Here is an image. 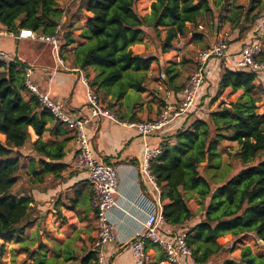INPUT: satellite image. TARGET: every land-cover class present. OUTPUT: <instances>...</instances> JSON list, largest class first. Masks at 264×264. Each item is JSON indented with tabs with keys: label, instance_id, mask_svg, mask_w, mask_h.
Returning <instances> with one entry per match:
<instances>
[{
	"label": "trees",
	"instance_id": "16d2710c",
	"mask_svg": "<svg viewBox=\"0 0 264 264\" xmlns=\"http://www.w3.org/2000/svg\"><path fill=\"white\" fill-rule=\"evenodd\" d=\"M138 1H72L78 3L72 14L84 9L90 12L87 23L79 28L83 41L73 50L74 62L80 68L93 69L91 88L96 93L104 91L111 100L121 101L132 91L139 97L147 91L148 70L157 57L136 51L135 45L143 43L145 30L157 33L159 54L163 55L176 39L189 33L188 24L197 29L206 14L213 11L209 0H151L149 13L142 15L136 10ZM230 1L215 0L214 5L221 7ZM235 1L232 0V5ZM67 8L57 0H0V23L11 32L27 28L45 35L55 34L59 28L60 43L62 39L66 47L76 42L72 22L68 18L62 20L63 15L67 17ZM226 11L225 15L220 14V22H228L231 29L242 31L246 23L252 26L264 19V0H249L246 6L234 4ZM215 20L213 16L211 23ZM255 40L258 39L249 36L242 47ZM25 65L0 61V239L3 241L0 256L9 241L18 242L28 251L24 231L38 221L33 217L38 212L36 195L63 179L66 167L62 160L67 139L53 143L43 139L51 126L61 123L41 107L36 96L25 97L29 92ZM170 67L165 69L164 81L177 95L184 83L176 85L175 69ZM219 84L213 102L226 89L231 93L240 91L236 100L222 102L207 118L197 114L193 118L190 113L182 127L162 138L163 153L152 163L161 199L170 200L162 209L165 224L183 227L203 212V219L187 234L191 259L197 264H209L213 257L231 252L233 248L226 244L231 240L238 243L250 232L264 240V113L259 112L258 94L262 88L255 73L231 68L224 69ZM109 103L108 107L115 108L113 102ZM30 129L38 135L33 142ZM226 140L239 145L234 157L243 165L233 176H230L232 165L223 164L219 150V144ZM30 142L36 157L27 165L29 179L14 189L21 167L20 149ZM212 183L218 186L212 188ZM192 199L198 201L197 211L189 204ZM177 231L164 233L175 235ZM74 241L56 244L51 258L38 250V264L76 261ZM161 251L167 262L164 251L151 240L146 241L150 259ZM96 262V252L90 250L80 264ZM224 264H264V256H256L246 246L239 258H228Z\"/></svg>",
	"mask_w": 264,
	"mask_h": 264
},
{
	"label": "crops",
	"instance_id": "0c3cea01",
	"mask_svg": "<svg viewBox=\"0 0 264 264\" xmlns=\"http://www.w3.org/2000/svg\"><path fill=\"white\" fill-rule=\"evenodd\" d=\"M87 15H90V13L85 9L73 14V16L76 17L73 18L74 26L72 27L74 29L73 35L76 42L66 47H59L58 54L54 52L53 46L50 43L19 37V32L8 31L1 23L0 47L14 58L13 62L17 66H19L20 63H24L26 64L25 67L30 66L33 68L32 81L40 91L48 93L55 101L65 104L75 115L91 118L87 94L89 89H92L90 86V79L94 76V72L91 67L80 68L73 59L74 48L83 41V38L80 37L79 28L82 24L84 25L85 21L83 19L88 18ZM215 22H217V20ZM200 25L203 26V23H200ZM188 26L190 28L189 33L192 36L196 35L194 33L199 34L198 38H200L201 47L202 45L205 46V48L206 46L211 47L216 44L219 39H222L220 38L222 37L220 26H214L213 37L203 32L205 29L204 27L202 31L201 29L199 31L196 29L194 32L191 30L192 25L188 24ZM189 33L188 37L190 38ZM196 38L197 37H194V40H196ZM227 39L230 42L229 51L232 54L233 62L238 58V53L242 49L243 41H241L238 36L232 38L230 33ZM179 40L180 38H178L169 51L165 52L163 55H155L157 59L152 61L149 69L150 71L148 70L150 73L148 74L147 91L141 93L139 97H135L133 103H128L127 101L130 95H127L121 101L111 100L110 95L107 97L104 96V100L100 95L104 93V91H100L98 94L103 104L107 105V102H113L115 107L118 108L117 110L121 116L126 120H149L157 118L161 113L165 90L169 87L165 81L161 80V77L157 81H153L150 78L151 72L156 66L162 68L172 66L170 61L174 60L172 59L173 56H178L177 62H179L178 65L180 66L184 59L182 60V57L177 52V42ZM138 45L139 44L135 45V47ZM195 60L196 58H194V66L196 64ZM155 64L157 65L154 66ZM231 67L232 66H230L229 62H226V60H215L210 63L209 78L201 89L196 109L191 113L195 112L197 116L202 117L205 112L212 111V109L209 110V108L214 107L218 102V99L214 102L212 100H214L219 90V83L224 69H230ZM193 69L194 67L191 70L193 71ZM150 89H154V93L161 98L160 102H155V100L152 99L153 96H151ZM179 93L180 91L177 94V98L180 97ZM30 95L33 94L27 92L25 97L28 98ZM174 96H176V94H174ZM225 101L229 103L233 100L230 101L226 99ZM262 102L264 103V101ZM189 114L175 119L164 131L152 136L149 139L150 142L156 145L161 143L164 136L174 133L176 129L183 126L190 116ZM86 127L94 156L99 161L115 166L119 176V187L118 193L116 194L118 205L110 212L111 220L116 226L117 239L115 242L106 246L107 256L110 264H134L135 258L132 252V245L138 237L139 232L145 228L146 222L145 212L136 206L139 195L141 193H146L152 199L158 200L162 209L170 200H162L160 188L157 191L151 183L142 178L140 166L143 158L144 142L137 129L125 127L112 123L107 119L99 118H92ZM30 132L31 142H33L38 138V135L33 129H30ZM43 139L51 143L67 139L65 148L66 156L62 160L66 164V167L61 175L63 179L56 180L54 187L44 192L37 193L36 205L39 214L42 215L41 220H45L46 223L49 221L52 222V225L57 227L62 234L63 241L54 244V254L56 244H63L67 240L75 239L74 247L77 249V260L75 262L79 260L80 264L81 258L85 256L88 251L94 250V242L97 235L96 211L93 207V186L88 180L87 171L76 169L73 166V158L76 153V142L72 130L62 124L60 126H51L50 130L43 134ZM31 142L22 148V150H27L25 155L27 156L26 159L28 163L31 159L36 157V154L32 152ZM227 142L228 140H226V143ZM191 207L194 211L198 209L194 208V206ZM202 219L203 212H199L183 227L164 224L161 230L163 233H168L167 231L174 229L178 231L186 229L189 231ZM92 227H94V231H92ZM62 231L73 232L71 236L66 237L65 233ZM147 264H167V262L163 259V252L161 251L155 255L153 259H149Z\"/></svg>",
	"mask_w": 264,
	"mask_h": 264
},
{
	"label": "built area",
	"instance_id": "2783aa9c",
	"mask_svg": "<svg viewBox=\"0 0 264 264\" xmlns=\"http://www.w3.org/2000/svg\"><path fill=\"white\" fill-rule=\"evenodd\" d=\"M67 8V7H66ZM264 21V19H261ZM263 23V22H262ZM203 29L202 25H199ZM229 33L225 32L213 46L198 51L196 55L195 69L184 82L178 95L169 88L165 90L161 113L155 119L126 120L115 108L103 104L100 95L93 89H89L88 108L91 118L78 116L72 113L65 104L55 101L48 93H44L33 83V68L25 67V84L29 92L36 96L42 108L51 112L55 119L74 132L76 153L73 158V166L88 173V180L93 186V207L96 211L97 235L94 242V250L97 256L96 264H110L106 246L117 239L116 226L111 220L110 212L118 205L116 194L119 187V176L115 166L99 161L93 153L90 139L87 133V124L92 118L107 119L112 123L129 128H135L141 134L144 142V152L141 161L140 172L142 178L151 183L158 191L156 178L152 172V163L163 153L161 143L153 144L150 138L164 131L175 119L184 117L193 112L200 97L202 87L209 78L210 63L228 61L234 70L247 71L256 74V82L260 87L264 85V47L259 40L251 42L240 50L238 58L232 62V54L229 51ZM19 37H26L38 42L50 43L56 54L60 47V30L55 34L45 35L32 29H21ZM0 61L13 62L14 58L0 47ZM161 80L166 79L165 73H161ZM136 206L146 214L145 228L141 230L132 245L135 258L134 264H147L149 255L146 252V241L151 240L165 253L167 264H191L192 250L187 242L188 230L177 231L175 235L164 234L161 230L165 224L162 215V206L158 200L152 199L146 193H141L136 201ZM194 264H197L194 262Z\"/></svg>",
	"mask_w": 264,
	"mask_h": 264
},
{
	"label": "rangeland",
	"instance_id": "374dc122",
	"mask_svg": "<svg viewBox=\"0 0 264 264\" xmlns=\"http://www.w3.org/2000/svg\"><path fill=\"white\" fill-rule=\"evenodd\" d=\"M59 2V4L66 10L67 8V17L65 15H63L62 20H66V18H68V20L70 22H72V26L71 28L74 26V22H73V18H76L73 16V14L71 13L72 11L74 12V10H76V6L78 3L76 2H72L73 0H57ZM249 0H236L234 4H244L245 6L248 4ZM72 2V3H71ZM213 11L210 13L206 14V18L201 21V23H203V27L205 28L204 30L201 29V31L203 30V32H206L207 34H209L210 36L213 37V29L214 26H220V33L223 34L225 32H229L230 36L233 38L235 36H238L241 41H243V43L246 42L247 38L249 36L252 37V39H258L263 47H264V21L263 20H259L258 22H256L255 24H253L252 26L249 25V23H246L245 26L243 27L242 31H239V29L237 30H233L231 29V25L228 22H223L221 23L220 21V14L223 13V15H225L227 13V8H232V0L229 3H224L221 7H217L214 5L215 0H209ZM71 3V4H70ZM199 3V1H198ZM150 5H151V0H140L137 2L136 4V10L142 14L145 15L147 14V12L150 11ZM87 11V10H86ZM71 13V14H70ZM90 13V12H89ZM89 18V15H87ZM213 16L216 17L217 22H212L213 20ZM88 18H84L83 20L85 21L84 24L87 23ZM215 20V21H216ZM263 22V23H262ZM221 24V25H220ZM83 25V24H82ZM70 28V29H71ZM199 28V27H198ZM197 31L200 30V28ZM192 31H196V28L191 29ZM190 32V31H189ZM192 33V32H191ZM196 34L195 36H192L189 33L190 38L188 37V34L182 37H179L180 40L177 42L178 45V54L182 57V63L180 64V66L178 65L179 62H177L178 60V56H173L170 63H171V67L170 68H174L175 69V73H176V78H175V83L176 85H182L188 78V76L191 73V69L194 66V58H196V55L198 53L199 50L204 49L205 46L202 45L201 47V41L200 38H198L199 34L198 33H194ZM201 35V34H200ZM202 36V35H201ZM194 37H197L196 40H194ZM220 37V38H222ZM177 40V39H176ZM176 40L174 41V43L176 42ZM60 47H63V42L61 39V43H60ZM160 46V39L157 37V33L151 29H147L145 30V34H144V39H143V43L139 44L136 48V51L139 53H146L150 56H159V48ZM207 47V46H206ZM176 52V54H177ZM196 61V60H195ZM157 64H155L154 66H156ZM167 67H160V66H156L155 69L151 72V76L150 78L153 81H157L160 78V74L165 72L166 73V69ZM191 68V69H189ZM193 69V70H194ZM150 71V70H149ZM148 71V74L150 73ZM167 74V73H166ZM257 81V80H256ZM262 91H259L258 94L261 98V102L264 101V85L261 87ZM154 89H150V93L152 99L155 100V102H160L161 98L158 97L154 91ZM240 94V91L237 93H231L230 90H224L221 91V96L220 98L218 97V102L214 105V107L209 108L213 110H216L220 104L223 103H228L227 101H225L226 99L230 100V101H234L236 100V98L238 97V95ZM102 96V98L105 100V94L102 93L100 94ZM137 97V95L132 91L130 92V97L127 98L128 103H133L134 102V98ZM106 102V101H105ZM259 103V112L260 113H264V103ZM110 103L107 102V105L109 106ZM150 106H153L152 104H149ZM115 109H118L117 107H115ZM208 113H210L209 111H207ZM204 114V117L207 118L208 116L206 115V113ZM207 113V114H208ZM195 113H192L190 115H194ZM219 148L222 153V160H223V164H231L233 167L232 172L230 173V176H233L234 174H236L241 168H243V165L241 164V162H239L235 157L234 154L239 150V145L234 142V141H228L226 143V141L221 142V144H219ZM26 149L22 150V148L20 149V153H21V167L18 173V182L15 185L14 189L19 188V186L27 181L29 179L28 177V171H27V164H28V160L26 159ZM201 172L203 174H206L208 176H210V174H208L207 172H205L204 169H201ZM218 185L217 183H212V188H216ZM190 206H194V208H198V201L196 199H192L189 202ZM33 217L37 218V223L35 225H33L32 227L27 228L24 231V236L26 237V241L28 243V251L24 250L22 245H20L18 242L16 241H9L6 242L4 245V251L3 254L0 256V264H38L37 261V251L38 250H42L45 252V254L47 255L48 258H51L54 256V244L56 242L60 243L63 240L62 234L60 232V230L52 225V222H48L46 223L45 220H41L42 215L39 214V211L36 214H33ZM69 230V229H67ZM74 231V230H73ZM73 231H65L63 233H65L66 237H69L72 235ZM92 231H94V227H92ZM67 232V233H66ZM0 242L2 243L3 241L0 239ZM226 246L228 248H233L231 252L228 253H222L221 255H218L216 257L212 258V261L209 264H224V261L228 258H239L241 255V250L242 248L246 247V246H250L251 250L253 252V254H255L256 256H264V240L259 239L256 234L254 232H250L244 236H242L240 238V242L238 243H233V240L229 241ZM66 264H79V260L77 262L75 261H69Z\"/></svg>",
	"mask_w": 264,
	"mask_h": 264
}]
</instances>
